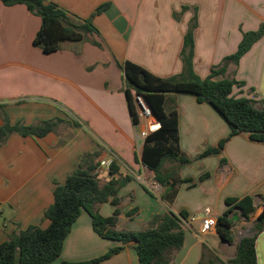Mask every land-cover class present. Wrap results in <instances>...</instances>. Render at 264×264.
<instances>
[{
    "label": "crops",
    "instance_id": "obj_1",
    "mask_svg": "<svg viewBox=\"0 0 264 264\" xmlns=\"http://www.w3.org/2000/svg\"><path fill=\"white\" fill-rule=\"evenodd\" d=\"M47 1L81 19L90 18L98 33L45 54L33 45L41 18L25 4L8 6L0 0V125L5 114L11 123L63 120L44 137L12 133L0 143V243L29 225L47 227L44 212L53 202L55 182L64 183L83 156L91 153L95 162L116 161L117 177H131L118 192V229L143 230L158 215L184 210L188 214L183 219L184 242L170 264H228L241 237L236 223L232 241H225L216 228L199 233L200 215L209 207L219 217L228 207L227 198L250 195L258 217L264 195V143L240 133L220 153L199 156L229 136L231 127L211 104L200 103L191 94H176L180 146L191 162L178 167L181 178L189 180L180 183L174 201L167 202L162 197L165 188L140 159L147 122L132 120L119 64L130 60L161 77L182 73L184 36L196 23L193 69L205 78L237 50L244 32L264 24V0ZM104 3L109 7L96 13ZM225 76L242 82L233 86L234 96L253 99L256 108H264V35L238 63L227 65ZM196 161L203 165L201 170L187 172L186 167ZM110 178L108 172L101 179ZM152 182L160 187L159 193L148 185ZM99 210L109 216L114 206L106 202ZM121 244L96 233L90 215L83 211L57 261L90 260ZM134 245L130 241L119 253L95 264H139ZM256 250L258 264H264V230L257 236Z\"/></svg>",
    "mask_w": 264,
    "mask_h": 264
},
{
    "label": "trees",
    "instance_id": "obj_2",
    "mask_svg": "<svg viewBox=\"0 0 264 264\" xmlns=\"http://www.w3.org/2000/svg\"><path fill=\"white\" fill-rule=\"evenodd\" d=\"M5 5L25 4L32 13L41 18V25L33 38V45L43 53L52 54L62 48L65 42H81L88 35L98 33L92 20L81 19L65 9L47 0H1ZM109 3L97 7L100 13L109 7ZM196 23H192L184 36L181 51L183 72L169 77H161L143 66L125 60L119 66L125 76V92L132 120L139 124V114L135 96H141L160 121V127L146 135L140 159L154 173V180L165 190L163 199L172 203L177 196L178 186L189 179H182L178 167L191 162V158L181 149L179 136L178 108L175 95L179 93L194 95L198 102L211 104L231 127L229 136L221 139L217 146L209 147L199 156L220 153L225 143L233 136L245 133L257 142L264 143V108L255 107V100L236 97L233 86L242 84L225 76L230 62L238 63L251 46L264 35V24L257 30L243 33L237 50L226 56L221 64L214 66L205 78L199 77L193 69L194 34ZM96 45L99 42L93 41ZM170 107L167 109V103ZM1 108V106H0ZM62 119L44 120L38 124L11 123L8 116L3 117L0 125V143L12 133L22 136L44 137L53 131ZM135 159H138L135 154ZM176 162L177 167L164 169L165 162ZM225 159H222L224 162ZM97 165L94 154L87 153L70 172L64 183L55 182L53 202L45 209L44 218L47 227L29 225L9 239L0 243V264H95L110 258L124 249L125 244L135 242L139 264H170L175 251L184 242L183 219L187 212L167 211L153 218L150 227L143 230L118 229L120 214L119 189L131 180V177H117L120 166L113 161L109 174L111 178L103 182L95 174ZM205 177V176H203ZM262 211L258 215L252 235H245L239 242L236 254L228 264H258L256 239L264 230V195L261 196ZM110 202L114 206L111 215L104 216L99 205ZM255 200L247 195L243 198L229 197L227 208L217 219L216 230L221 239L232 241L233 231L238 218L248 220L255 212ZM238 209V210H235ZM86 211L92 220L96 233L108 239L120 241L121 245L110 248L103 255L81 261H61L64 240L73 223ZM238 218L235 219L234 216ZM211 264L215 263L210 261ZM218 264H222L219 262Z\"/></svg>",
    "mask_w": 264,
    "mask_h": 264
},
{
    "label": "built area",
    "instance_id": "obj_3",
    "mask_svg": "<svg viewBox=\"0 0 264 264\" xmlns=\"http://www.w3.org/2000/svg\"><path fill=\"white\" fill-rule=\"evenodd\" d=\"M135 101H136L140 121L147 122L146 129L143 130L141 133L142 136L146 137L148 133L153 132L160 127V122L152 113L150 107L141 96L136 95ZM113 161L114 160L112 158H105L97 161V165L94 169L95 174L101 179L105 174L109 172L110 166ZM196 219L197 216H194L192 218V220H196ZM217 219L218 217L213 215L211 208L206 207L202 212V217L199 219L201 222L199 233L206 234L211 230H214V228H216L217 225Z\"/></svg>",
    "mask_w": 264,
    "mask_h": 264
},
{
    "label": "rangeland",
    "instance_id": "obj_4",
    "mask_svg": "<svg viewBox=\"0 0 264 264\" xmlns=\"http://www.w3.org/2000/svg\"><path fill=\"white\" fill-rule=\"evenodd\" d=\"M170 107V103L168 102L167 105H166V108L168 109ZM66 114V113H65ZM68 115V113H67ZM70 117V116H69ZM57 118H52L51 120H56ZM146 129V128H145ZM144 129V130H145ZM212 155H209L207 157H210ZM206 158V157H205ZM99 161V160H97ZM178 165V164H177ZM176 164H174V162H170L168 161L164 166L165 168H174V167H177ZM202 164H200V161H196L192 166H188L186 167V171L189 172V173H195L196 171H200L201 168H202ZM102 180V183L105 182ZM152 190H154L156 193H159V188H156L154 187V183H150L148 184ZM156 186V185H155ZM159 189V190H158ZM202 217V214L200 215V218ZM257 217L255 216V213L251 216V218L249 220H246L245 218H238L237 221H236V225H237V229H238V236H243V235H247V234H252V229H253V226H254V223L256 221ZM60 257V256H59ZM59 259V258H58Z\"/></svg>",
    "mask_w": 264,
    "mask_h": 264
},
{
    "label": "water",
    "instance_id": "obj_5",
    "mask_svg": "<svg viewBox=\"0 0 264 264\" xmlns=\"http://www.w3.org/2000/svg\"><path fill=\"white\" fill-rule=\"evenodd\" d=\"M125 95H126V98H127V94H126V92H125ZM151 109V108H150ZM152 111V110H151ZM152 113H153V111H152ZM154 114V113H153ZM159 121V120H158ZM160 122V121H159ZM142 138V140L144 141L145 140V136H142L141 137ZM247 235H252V234H247ZM245 235H243V236H241L240 237V240L244 237Z\"/></svg>",
    "mask_w": 264,
    "mask_h": 264
}]
</instances>
